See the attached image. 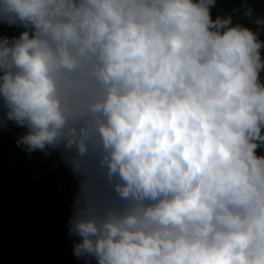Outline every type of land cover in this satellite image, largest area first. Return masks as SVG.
I'll use <instances>...</instances> for the list:
<instances>
[{
	"label": "clouds",
	"instance_id": "clouds-1",
	"mask_svg": "<svg viewBox=\"0 0 264 264\" xmlns=\"http://www.w3.org/2000/svg\"><path fill=\"white\" fill-rule=\"evenodd\" d=\"M217 6L0 0V129L71 173L83 264H264V14Z\"/></svg>",
	"mask_w": 264,
	"mask_h": 264
},
{
	"label": "trees",
	"instance_id": "trees-1",
	"mask_svg": "<svg viewBox=\"0 0 264 264\" xmlns=\"http://www.w3.org/2000/svg\"><path fill=\"white\" fill-rule=\"evenodd\" d=\"M240 2L217 0L213 15ZM249 2L257 15L264 14V0ZM2 32L11 35L13 29L0 25ZM20 131L11 125L0 129V264H83L73 255L67 232L75 180L54 163L55 156L22 151L15 142Z\"/></svg>",
	"mask_w": 264,
	"mask_h": 264
}]
</instances>
